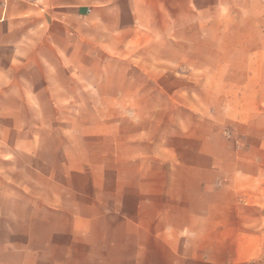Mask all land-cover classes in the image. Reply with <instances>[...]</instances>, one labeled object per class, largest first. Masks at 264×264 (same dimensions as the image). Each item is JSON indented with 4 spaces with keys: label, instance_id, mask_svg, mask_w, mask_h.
I'll use <instances>...</instances> for the list:
<instances>
[{
    "label": "crops",
    "instance_id": "1",
    "mask_svg": "<svg viewBox=\"0 0 264 264\" xmlns=\"http://www.w3.org/2000/svg\"><path fill=\"white\" fill-rule=\"evenodd\" d=\"M229 16L262 33L264 0H0V264H112V230L96 225L104 215L95 212L101 189L80 180L93 164L74 170L79 179L68 212L65 180L41 158L44 135L64 134L65 122L86 126L72 134H96L95 124L107 122L85 115V107L121 108L100 132L130 144L136 156L97 170L120 173L131 217L151 220V228L127 232L146 240L150 264H180L190 250L208 252L205 264H264V134L255 145L259 155L230 173L180 157L206 154L213 134L250 139L258 130L252 116L241 110L228 116L233 129L226 133L224 118L203 113L122 114L145 104L144 91L176 90L181 60L221 58ZM65 107L76 109L65 118ZM143 146L151 148L147 158L138 151ZM163 202L174 217L197 219L195 226L161 232ZM195 204L207 210L193 211Z\"/></svg>",
    "mask_w": 264,
    "mask_h": 264
},
{
    "label": "rangeland",
    "instance_id": "2",
    "mask_svg": "<svg viewBox=\"0 0 264 264\" xmlns=\"http://www.w3.org/2000/svg\"><path fill=\"white\" fill-rule=\"evenodd\" d=\"M226 14V13H225ZM239 19L229 16L225 18L223 54L221 58L209 59H185L181 60L180 66L177 65L175 74L176 90L173 91H144V105L140 107H128L122 109V114L127 116H150L163 115L167 110H172L178 116H185L191 113H203L209 116L224 118V131L227 133L233 129V120L228 116L238 114V110L252 116V121L258 130L252 132L250 139H243L241 142L232 140L230 134H213L209 148L205 149L206 154L183 155L181 160L188 162L218 163L224 166L225 173H230L236 165L247 167L251 158L257 154L255 145L261 143L259 134H264V39L261 35L264 29L252 26L246 20L239 25ZM234 22H236L234 24ZM215 34L214 30L211 32ZM232 41V42H231ZM151 76L145 75L143 80L153 81ZM113 92H100V97L111 96ZM85 98L89 99L88 94ZM176 99L175 108L168 106V100ZM147 103V104H146ZM184 104L191 106L185 107ZM259 106L260 109L255 107ZM186 110H185V108ZM76 108H63L64 117L71 116ZM85 115H96L100 120L107 117V122H97L93 127L96 134H72V130H83V124L72 123L70 120L65 122L64 134H45V151L41 158L47 162L48 166L58 171L49 172L53 177L61 178L64 182L65 211L73 210V202L70 195L74 192L79 175L75 169L82 163L93 164L95 171H85L83 177L94 180L101 189L96 207V214L103 217L98 220L97 226L110 228L112 230L111 260L112 264H150L151 260L145 257L147 243L142 236H131L137 226L143 229L151 228L150 219L133 218L130 202L121 194V174L116 173L110 176L105 171L98 169L99 163H107L110 168H117V163H122L120 159L129 161L132 155L136 156V150L128 144L114 139L112 134H103L100 131H108L111 128V119L119 116L120 107H97L83 108ZM193 109V110H192ZM228 119V121H226ZM145 126L152 125L149 120H144ZM235 122V121H234ZM113 124V123H112ZM262 126V127H260ZM87 130V129H86ZM92 130V129H90ZM249 141V143H248ZM251 145V146H249ZM143 148V149H142ZM138 149L139 153L145 152V158L151 152V148L143 146ZM144 150V151H143ZM142 152V153H141ZM255 153V154H254ZM141 155V157H142ZM162 158L167 156H161ZM127 158H129L127 160ZM170 158V157H169ZM174 162L178 159H173ZM60 170L59 168H61ZM117 166V167H116ZM123 176V175H122ZM75 178H78L77 181ZM226 179V176H225ZM238 182V181H237ZM240 182V181H239ZM104 190L110 192L107 194ZM123 193V192H122ZM245 195V190L240 191ZM68 195V196H67ZM224 198L229 197V191L221 192ZM78 202V201H77ZM193 211L204 212L206 206L195 204ZM168 204L161 203L160 231L168 228H186L195 226L197 219L174 217L171 212L166 211ZM241 212L246 213L245 210ZM176 214V213H175ZM163 216V217H162ZM64 221L67 222L65 215ZM246 221V220H245ZM137 240V241H136ZM138 240L143 242L142 246H137ZM141 242V243H142ZM208 252L190 250L184 252L179 260L180 264H205L203 256ZM245 252L241 251V255ZM167 257V256H166ZM162 258V255H161ZM180 258V256H179ZM187 258V259H186ZM222 258V257H221ZM175 260L172 259V262Z\"/></svg>",
    "mask_w": 264,
    "mask_h": 264
}]
</instances>
